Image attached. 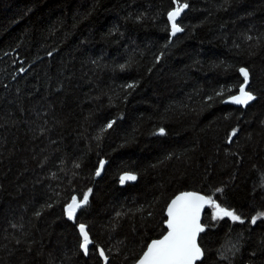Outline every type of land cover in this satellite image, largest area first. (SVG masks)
Returning a JSON list of instances; mask_svg holds the SVG:
<instances>
[{
    "label": "trees",
    "instance_id": "1",
    "mask_svg": "<svg viewBox=\"0 0 264 264\" xmlns=\"http://www.w3.org/2000/svg\"><path fill=\"white\" fill-rule=\"evenodd\" d=\"M186 2L170 39L173 0H0V264H135L184 192L244 220L208 203L198 264H264V0Z\"/></svg>",
    "mask_w": 264,
    "mask_h": 264
},
{
    "label": "snow or ice",
    "instance_id": "2",
    "mask_svg": "<svg viewBox=\"0 0 264 264\" xmlns=\"http://www.w3.org/2000/svg\"><path fill=\"white\" fill-rule=\"evenodd\" d=\"M173 3L176 4L177 7L168 12V19L171 24V34L174 36L176 33L183 31V28L177 23V18L188 8V4L186 0H183V2L182 0H173ZM49 55H51V53ZM21 71H23V69H21ZM239 72L243 77V83L239 86V94L231 96L230 102L244 106L255 100L256 96L248 88L249 71L246 68H240ZM128 87L133 88L134 85L129 84ZM114 123L115 121H110L101 129V132L112 128ZM237 131V129H232L228 136L229 142L237 135ZM163 132L164 130L161 129L160 134H163ZM103 166L104 161L101 160L100 168L96 171L97 176L101 174L100 170ZM75 167L78 168L79 164H76ZM135 179V175L125 174L120 177V182L123 184L125 181H134ZM217 191L221 190L217 189ZM90 193L91 189L85 192L82 199L79 200L76 196H73L71 203L66 205L65 213L70 220L76 218L78 210L86 208L89 203ZM204 203L214 205L217 210L214 216H219L221 219L228 217L234 222L244 223L240 215L215 203L211 197L206 198L196 193H182L176 196L168 205V220L166 221L168 229L167 234L163 235L161 239L153 240L148 244L146 251L139 257L136 264H195V261L202 256L201 247L197 244L196 237L199 232L204 230L198 223L199 211ZM49 207H51V205H49ZM36 215L39 216L40 213L37 212ZM259 218H264V212H258L256 215L252 216L251 223L255 224ZM78 228L81 236L80 248L85 255H87L89 252V245L92 241L89 238V233L85 224H78ZM235 247V245L232 246V248ZM98 251L101 259L107 264L108 257L105 251L103 249H98Z\"/></svg>",
    "mask_w": 264,
    "mask_h": 264
},
{
    "label": "water",
    "instance_id": "3",
    "mask_svg": "<svg viewBox=\"0 0 264 264\" xmlns=\"http://www.w3.org/2000/svg\"><path fill=\"white\" fill-rule=\"evenodd\" d=\"M182 14V13H181ZM180 17H181V15H180ZM180 17H178L177 18V22L179 21V19H180ZM168 21H169V19H168ZM171 32H172V29H171V27H170V39H173L174 37H176L177 35H180L181 33H182V31L181 32H178V33H176L174 36L171 34ZM243 78V77H242ZM239 94V92L237 93V95ZM252 102V101H251ZM251 102H249L247 105H249ZM228 103L230 104V105H233V106H237V107H241L242 105H238V104H234V103H231L230 102V99L228 100ZM247 105H244V106H247ZM105 164V163H104ZM99 168H100V165H99ZM103 169H104V166H103V168L100 170L101 171V174L99 175V176H97V175H95V178L96 179H99V178H101L102 177V175H103ZM125 175V174H124ZM123 176V175H122ZM132 181H125L123 184H128V183H131ZM184 193H186V192H184ZM187 193H196V192H187ZM180 194H182V193H180ZM180 194H178V195H180ZM197 195H200V196H204V195H201V194H199V193H196ZM178 195H176V196H178ZM175 196V197H176ZM174 197V198H175ZM205 197V196H204ZM173 198V199H174ZM172 199V200H173ZM171 200V201H172ZM171 201L169 202V204L171 203ZM168 204V205H169ZM168 205H167V207H166V209H165V217H166V220H165V233H164V235L165 234H167V231H168V229H167V226H166V221L168 220V215H167V209H168ZM207 207H208V203H204L203 204V206L200 208V211H199V218H198V223L200 224V226L201 227H203V225H202V219H203V216H204V214H205V212H206V209H207ZM78 212V211H77ZM77 215V214H76ZM66 219L69 221V222H74V220H70L68 217H67V215H66ZM203 229H204V227H203ZM204 231V230H203ZM202 231V232H203ZM202 232H199L198 233V235H197V237H196V240H197V244H198V240H199V237H200V235H201V233ZM163 237V236H162ZM162 237H160L159 239H161ZM157 240V239H156ZM152 242V241H151ZM150 242V243H151ZM149 243V244H150ZM199 245V244H198ZM148 246V245H147ZM146 249H147V247H146ZM146 249H145V251H146ZM202 251V250H201ZM143 254V253H142ZM202 259H203V252H202V256L200 257V259H198L197 261H195V264H198L199 262H201L202 261ZM136 264V263H135Z\"/></svg>",
    "mask_w": 264,
    "mask_h": 264
}]
</instances>
